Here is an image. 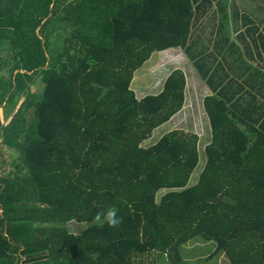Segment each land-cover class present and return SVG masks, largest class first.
Segmentation results:
<instances>
[{
	"label": "trees",
	"instance_id": "16d2710c",
	"mask_svg": "<svg viewBox=\"0 0 264 264\" xmlns=\"http://www.w3.org/2000/svg\"><path fill=\"white\" fill-rule=\"evenodd\" d=\"M213 1L0 0V146L15 168L0 166V264H178L198 236L216 242L211 257L264 264V76L196 47ZM172 48L212 90L211 136L175 128L146 145L185 107L188 73L140 97L132 84ZM109 207L116 227L96 219Z\"/></svg>",
	"mask_w": 264,
	"mask_h": 264
},
{
	"label": "rangeland",
	"instance_id": "374dc122",
	"mask_svg": "<svg viewBox=\"0 0 264 264\" xmlns=\"http://www.w3.org/2000/svg\"><path fill=\"white\" fill-rule=\"evenodd\" d=\"M216 9H211L215 11ZM176 52V53H175ZM173 53L170 51L165 52H155L151 58L136 72L132 87L135 89L137 95L143 96L145 94L157 93L161 90L162 85L166 76L175 68L181 67L188 73V84L190 86L189 97L183 108L182 112L177 114L167 125L164 124L157 128L152 136L145 141L146 145H152L156 143L167 131L175 128L182 129H195L204 137L206 142L211 136L210 125L206 126V131L204 132V113L202 112L201 106V96L203 94V89L200 87V91H197V82L201 80L196 73L195 67L191 65L185 51L177 49ZM4 75L6 73L2 72ZM7 75V74H6ZM41 80L38 79L37 82L33 85L32 91L35 93H40L42 91ZM24 100L22 97L21 101ZM196 101V104H194ZM1 112V111H0ZM2 116V115H1ZM3 118V116H2ZM206 133V134H205ZM200 138H202L200 136ZM202 160L199 168L194 172V179L198 178L201 167L204 164V154L205 147L202 146ZM11 153L6 152L2 145L0 146V166H5L6 172L14 174L15 168L9 163ZM69 230L73 232H78L82 230L85 225L79 224L76 222L69 223ZM216 242L213 240H205L201 236L195 237L194 239L188 241L187 243L181 246V255L182 260L178 264H228L229 258L227 254L223 251L215 254L213 257L211 255L216 251ZM157 264H172L169 259L164 256L161 257Z\"/></svg>",
	"mask_w": 264,
	"mask_h": 264
},
{
	"label": "crops",
	"instance_id": "0c3cea01",
	"mask_svg": "<svg viewBox=\"0 0 264 264\" xmlns=\"http://www.w3.org/2000/svg\"><path fill=\"white\" fill-rule=\"evenodd\" d=\"M212 9L216 10L212 11L210 16L195 28L193 40L196 42V47L203 50L205 57L215 58L214 66L225 67L228 72L232 71L230 69L232 66L237 68L236 72L244 69L243 74L253 67V72L259 69L264 76V0H214ZM226 9L231 14L232 10H235L236 16L230 15L225 18L221 10ZM246 10L253 15L252 18L243 17ZM252 24H255L258 30L247 32L246 29ZM166 51L174 53L177 49L172 48ZM229 53L237 56L234 63H231L232 66H229L231 59L228 56ZM224 57H227L226 61ZM238 79L239 81L245 80V75ZM195 82H197V91H200V87L203 89L201 100L211 94L212 90L204 80ZM190 92L193 94L188 84L187 99ZM5 151L11 153L9 150Z\"/></svg>",
	"mask_w": 264,
	"mask_h": 264
},
{
	"label": "clouds",
	"instance_id": "9594fccd",
	"mask_svg": "<svg viewBox=\"0 0 264 264\" xmlns=\"http://www.w3.org/2000/svg\"><path fill=\"white\" fill-rule=\"evenodd\" d=\"M97 220H101L107 223L110 227H116L122 222V218L117 215V209L115 207H109L101 213H97Z\"/></svg>",
	"mask_w": 264,
	"mask_h": 264
}]
</instances>
